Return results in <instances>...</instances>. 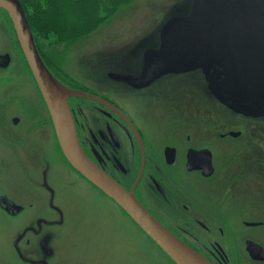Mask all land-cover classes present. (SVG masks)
Segmentation results:
<instances>
[{
  "label": "flooded vegetation",
  "instance_id": "1",
  "mask_svg": "<svg viewBox=\"0 0 264 264\" xmlns=\"http://www.w3.org/2000/svg\"><path fill=\"white\" fill-rule=\"evenodd\" d=\"M1 12L5 17L2 29L11 28L9 14L2 8ZM12 31L17 40L14 27ZM35 40L55 77L79 92L68 97L70 111L82 148L98 167L133 192L158 221L210 263L264 264L263 115H219L191 92L184 93L175 86L153 92L152 83L137 85L117 75L120 89L95 85L85 79L88 70L80 78L67 73L62 66L66 58H56L51 48L43 49ZM17 48L21 62L28 66L19 43ZM7 53L8 65L3 67L5 61L0 60V70L12 63L10 52H0ZM28 70L41 102L30 103L25 110L18 82L5 87L4 93L0 86V107L5 112L0 120V171L8 183H17V190L12 189L14 184L9 185L0 197L7 195L22 206L16 214L2 206L0 210L11 219L29 214L30 223L35 224L23 226L12 246L21 263L44 264L49 259L37 253L26 254L23 249L32 244V239L26 237L29 232L39 235L43 225L55 226L54 213L48 216L36 211L37 193L41 191L47 198V212L61 217L64 214L55 203L58 191L51 145L54 153L59 146L65 163L109 196L64 155L51 110ZM9 88L14 90L12 100ZM133 99L142 104L138 110L131 105ZM43 143L47 145L44 153ZM46 239L50 237L43 235L41 248ZM47 249L43 251L50 254Z\"/></svg>",
  "mask_w": 264,
  "mask_h": 264
},
{
  "label": "water",
  "instance_id": "2",
  "mask_svg": "<svg viewBox=\"0 0 264 264\" xmlns=\"http://www.w3.org/2000/svg\"><path fill=\"white\" fill-rule=\"evenodd\" d=\"M1 8L11 17L18 42L55 120L59 144L72 166L120 204L177 264H212L168 230L133 192L124 189L86 155L68 103V97L79 92L60 82L42 59L22 2L0 0ZM162 24L165 27L159 46L145 49L138 72L123 79L145 86L166 75L198 70L207 85L210 100L245 115L264 116V0H191L189 11L180 16L169 15ZM9 59L10 54H0V60L5 61L3 67L8 65ZM58 179L54 180L58 183ZM41 195L44 196L41 191L36 195V206ZM0 206L13 214L22 209L7 195L0 197ZM29 217L18 226H5L13 240L23 226L35 224L30 223ZM54 225H43L39 235L29 232L26 237L32 239V244L23 250L26 254L37 253L49 259V263L44 264H69L71 260L56 256L60 244L55 246L54 230L77 228L65 214L58 215ZM43 235H48L50 240L46 239L41 248ZM43 248L51 253L46 254ZM13 262L40 264L21 263L17 254Z\"/></svg>",
  "mask_w": 264,
  "mask_h": 264
},
{
  "label": "rangeland",
  "instance_id": "3",
  "mask_svg": "<svg viewBox=\"0 0 264 264\" xmlns=\"http://www.w3.org/2000/svg\"><path fill=\"white\" fill-rule=\"evenodd\" d=\"M190 4L191 0H133L82 36L64 39L66 34L62 28L55 29L50 34H36V39L43 49L51 48L56 58H66L62 66H65L64 70L67 73L80 78L82 72L84 74L88 70L90 73L85 74L87 81L109 89L113 87L120 89L119 82L121 81L115 75L124 77L136 74L143 63L145 49L159 46L162 30L165 27L162 22L169 15L175 17L185 14L189 11ZM58 7L57 4L54 5V10ZM75 16L79 17L73 11H68L66 14L68 19H73ZM80 19H82L81 15ZM36 21L44 27L58 25L56 24L58 22L53 19L49 22L39 19ZM2 23L5 24L3 12L0 13V52H10L13 59L7 69L0 70L1 93L9 84L19 83L24 95L23 104L27 110L30 103L41 102L42 99L32 83L26 62H21L19 58L18 41L12 31L11 19L9 21L11 28L3 27L2 29ZM200 73L194 70L166 75L153 83L150 89L155 92L175 86L184 93H193L196 98L210 106L219 115L232 113L233 111L219 102L209 99L207 85ZM8 91L11 93L9 99L13 98L14 90L9 88ZM17 93L18 91L15 96ZM3 97L6 98L4 95ZM134 99L132 101H135ZM131 105L138 110L142 104L135 101ZM4 114V110L0 107V120ZM42 149L43 153L44 149L47 152L45 143L42 144ZM50 149L54 154L51 161L54 179L58 177V183L61 185L60 187L55 181L58 191L55 203L62 206L65 218L71 220L78 229L63 227L54 230L55 246L60 244L57 247L60 256L57 253L56 256L61 260H71L69 264L78 262L173 264L171 259L117 203L94 188L65 163L59 146L56 153L52 145ZM0 180L4 182L0 183V194L10 189L9 185L13 186V184L14 187L11 188L17 190L16 182L9 181L8 183L2 174ZM63 183L69 186H64ZM44 199L41 195L39 205L35 208L36 211L48 216L54 213L55 217H58V214L53 211L47 212ZM28 215L26 213L18 219H11L0 210V264H14L13 258L16 256V251L12 246L13 236H11V231H4V226H18L28 218Z\"/></svg>",
  "mask_w": 264,
  "mask_h": 264
},
{
  "label": "trees",
  "instance_id": "4",
  "mask_svg": "<svg viewBox=\"0 0 264 264\" xmlns=\"http://www.w3.org/2000/svg\"><path fill=\"white\" fill-rule=\"evenodd\" d=\"M133 0H21L31 28L35 34H50L55 29L63 28L66 37L72 39L89 32L101 22L107 20L116 14L123 6L131 3ZM58 9L54 10V5ZM68 8V9H67ZM73 11L75 16L68 19L66 14ZM80 15L81 18L80 19ZM55 20L56 24L50 27H44L38 24L36 19ZM78 22L77 24L73 22Z\"/></svg>",
  "mask_w": 264,
  "mask_h": 264
}]
</instances>
